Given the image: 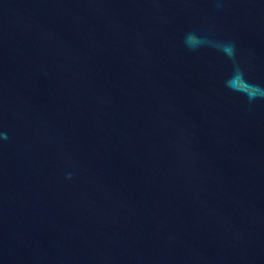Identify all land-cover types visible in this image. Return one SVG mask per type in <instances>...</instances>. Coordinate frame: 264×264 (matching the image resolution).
Instances as JSON below:
<instances>
[{"label":"water","instance_id":"water-1","mask_svg":"<svg viewBox=\"0 0 264 264\" xmlns=\"http://www.w3.org/2000/svg\"><path fill=\"white\" fill-rule=\"evenodd\" d=\"M0 264H264V0H0Z\"/></svg>","mask_w":264,"mask_h":264},{"label":"clouds","instance_id":"clouds-1","mask_svg":"<svg viewBox=\"0 0 264 264\" xmlns=\"http://www.w3.org/2000/svg\"><path fill=\"white\" fill-rule=\"evenodd\" d=\"M242 79L243 78V72L239 69L236 70L235 74L233 75V77L231 78L232 80L234 79ZM231 82H227V86H230ZM250 87L254 90L253 94H249V99H254L256 98L260 93H261V89L259 88V86L256 85H250ZM247 94V93H245Z\"/></svg>","mask_w":264,"mask_h":264}]
</instances>
